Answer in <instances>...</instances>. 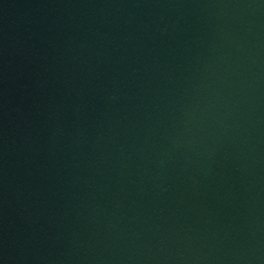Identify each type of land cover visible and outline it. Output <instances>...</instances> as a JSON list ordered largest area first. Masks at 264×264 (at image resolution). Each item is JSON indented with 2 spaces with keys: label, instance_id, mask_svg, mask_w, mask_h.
Listing matches in <instances>:
<instances>
[{
  "label": "water",
  "instance_id": "95a60500",
  "mask_svg": "<svg viewBox=\"0 0 264 264\" xmlns=\"http://www.w3.org/2000/svg\"><path fill=\"white\" fill-rule=\"evenodd\" d=\"M0 264H264V0H0Z\"/></svg>",
  "mask_w": 264,
  "mask_h": 264
}]
</instances>
